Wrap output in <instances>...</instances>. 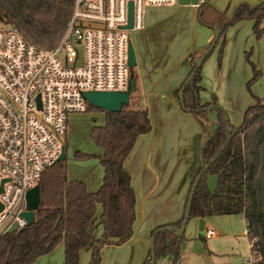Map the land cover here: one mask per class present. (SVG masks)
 Here are the masks:
<instances>
[{
    "label": "trees",
    "instance_id": "16d2710c",
    "mask_svg": "<svg viewBox=\"0 0 264 264\" xmlns=\"http://www.w3.org/2000/svg\"><path fill=\"white\" fill-rule=\"evenodd\" d=\"M75 1L0 0V23L15 27L27 41L39 48L54 49L64 37ZM244 20L253 22L256 37L264 36V0L255 7L240 4L230 18L212 8L209 1L199 6V23L219 32L215 45L224 42L228 27ZM190 62L188 77L195 68L193 60ZM259 75L264 79V70L261 73L253 68V80ZM188 77L180 86V90L183 89L181 109L192 114L204 128L208 113L216 112L218 120L217 128L207 132L209 140L200 149L201 167L189 175L190 191L202 168L209 165L195 187L188 221L213 216H241L251 264H264V93L261 101L257 100L244 111L241 124L233 127L221 109L200 102L199 94L203 88L200 84L201 67L185 84ZM86 111L104 114L103 125L90 131L91 140L102 151L99 161L103 178L99 189L89 192L83 182L68 180L66 158L45 169L38 182L40 205L34 213V222L17 233L0 238V264H33L58 246L63 248V264H80V252L91 245L89 230L98 205L101 206L99 223L102 233L91 247L88 264H100L104 247L120 246L132 238L135 193L124 161L137 138L151 131L148 113L126 106L118 113L104 112L88 105ZM65 145L64 140V153ZM74 157L86 159L88 156L77 152ZM208 174L216 177L213 192L206 186ZM182 220L183 214L175 223L152 231L155 262L169 257L171 264H176L184 235L176 236L175 232L180 229ZM159 229L162 231L155 233ZM149 261L150 257L144 264Z\"/></svg>",
    "mask_w": 264,
    "mask_h": 264
},
{
    "label": "rangeland",
    "instance_id": "374dc122",
    "mask_svg": "<svg viewBox=\"0 0 264 264\" xmlns=\"http://www.w3.org/2000/svg\"><path fill=\"white\" fill-rule=\"evenodd\" d=\"M261 1L210 0L209 5L219 13L225 14L226 18H230L234 9L240 4L245 3L255 7ZM179 8L178 2L173 5L146 6L142 13V28L128 31L136 60V66L131 71L129 69V76L131 73L139 77L138 89L141 92V99L138 98L139 92L133 91L126 107L131 110H135L134 108L146 110L153 129H157V135L154 130L142 135L125 163L136 195L134 229L138 226V232H134L133 229L131 238L133 242L124 248L104 247L101 251L100 264L144 263L150 248L151 230L173 224L182 217L190 184V171L200 153L204 139L208 137L210 122L204 121L205 128L201 129L192 114L184 112L180 105L171 106V102L161 97V92H164L162 88H165L163 85L160 86L161 88L154 87L157 78L159 79L164 72L172 70L175 66L181 48L176 42L169 43L166 46H169L170 50L166 51V56L161 57L160 50L164 51L166 46L163 47L161 41L155 38L156 33L153 34V30L157 32L156 29L163 22L161 25L163 27L159 31L161 34L166 25L168 28L174 25V20L180 17L181 13L184 20L187 14L180 12ZM174 16L176 18H173ZM202 27L214 33L213 29ZM172 33H175L173 28L168 31V35ZM189 36L190 44L193 40L192 30ZM184 38L186 39L187 36ZM223 39L224 42L215 45L201 65L203 88L199 98L201 103H210L221 109L229 125L238 127L242 122L244 111L257 100L263 99L264 79L259 75L253 80V68L261 73L264 70V36L256 37L253 32V22L244 20L228 27ZM103 123V113L86 111L72 114L68 117L64 138H59L63 142L65 139L66 143L67 178L78 180L88 176L87 180L95 190L99 187L102 177L99 161L102 151L91 140L90 131ZM77 152L88 157L76 159L74 154ZM206 186L212 192L215 190L214 175L206 176ZM100 212L101 206L98 205L95 214L96 224L91 233L92 237L96 236L95 239L99 238L102 229L98 223ZM196 220L190 219L187 223L180 249L181 264H248L251 253L244 234L245 224L240 216L207 218L209 228L219 234L217 239L202 240L203 234L198 230L199 221ZM137 235L140 237L137 238ZM59 247L51 253H55ZM133 247H135L134 256ZM50 254L39 257L33 264H45ZM83 255H86L85 264H88L90 255L86 250L80 252L79 263L81 264ZM62 257L61 249L51 258L49 257L51 262L48 261L47 264H63ZM155 264H171V261L168 257H164L157 259Z\"/></svg>",
    "mask_w": 264,
    "mask_h": 264
},
{
    "label": "built area",
    "instance_id": "2783aa9c",
    "mask_svg": "<svg viewBox=\"0 0 264 264\" xmlns=\"http://www.w3.org/2000/svg\"><path fill=\"white\" fill-rule=\"evenodd\" d=\"M176 2L76 0L54 49L39 48L0 23V238L26 226V193L57 163L68 117L86 112L84 93L126 90L128 4L133 29H141L144 7Z\"/></svg>",
    "mask_w": 264,
    "mask_h": 264
},
{
    "label": "crops",
    "instance_id": "0c3cea01",
    "mask_svg": "<svg viewBox=\"0 0 264 264\" xmlns=\"http://www.w3.org/2000/svg\"><path fill=\"white\" fill-rule=\"evenodd\" d=\"M179 6L181 8V9L179 8L180 12L182 11V12H184V13L187 14L186 15V18L184 20H183V15H181L182 14L181 13L180 14V17L179 16L177 17V19H176L177 21L174 20V22H175L174 25H171L170 28H168L167 27L168 25H166V27L164 29L165 32L163 31L161 34H159V31H161V28L163 27V26H161V25H163L162 24L163 22H161V25H159L157 29L155 28L157 30V32L155 30H153V34L156 33L155 38L156 39H159L161 41L163 47L166 46L169 43L172 44V43H175L176 42L178 44L179 48H181V50L179 51V55H178L179 57L177 58V61H176L175 66L172 67V70H170L168 72L167 71L164 72V75L161 76L159 79L157 78L156 83H154V87H156V88H161L160 86L163 85L165 88H162V91L164 89V92H161V97L163 99H165L166 101L171 102V106L172 105H177L178 107L180 105V102H179V99H178V93L180 91V86L182 85V83L184 82V80L188 77V75H189V73L191 71V62L190 61L193 60V59H195V58H199L205 52V50L207 49L208 45H210V43H211V41L213 40V37H214L213 36L214 33H211L209 31H207L208 29L205 30L202 27V26H205V25H202L198 21L199 6H192V5H189V6H181V5H179ZM179 10H178V12H179ZM221 14H223V13H221ZM223 15H225V14H223ZM173 18H176V16H174ZM205 27H207V26H205ZM171 28H173V30L175 31V33L174 34L172 33V35H168V31H171ZM191 30L193 32V37H192L193 40H192V43L189 44V40L191 39V37L189 36V33H191ZM186 33H187V35H186ZM184 36H187V38L185 39ZM129 43H130V41H129ZM169 50H170V47L169 46H166L164 48V51H161L160 50V56L161 57L166 56L165 55L166 54V51L168 52ZM133 77H134V90L133 91H135V90L138 91L139 94H140L138 96V98L141 99V92L138 89V88H140L139 87L140 86V79L137 76V74H134ZM200 84L202 86V75H201V82H200ZM134 109L135 110H138L140 108H134ZM199 126H200V124H199ZM201 129H202V127H201ZM153 130H154V133L157 135V129H153V126L151 125V131L150 132H153ZM142 137L143 136H140V137L137 138L134 146H136L138 144L139 140ZM134 146H133V148H134ZM133 148H132V150H133ZM126 159L124 161V168H125ZM125 170H126V168H125ZM87 177L88 176H84L83 178H79L77 181L83 182L89 192H96L99 189V187H100V185L102 183L103 170H102V177H101L100 185H99V187L96 186V187H98L96 190H95V188H92V186L89 184V182L87 180ZM189 188H190V184H189V187H188V193H189ZM187 196H186V199H187ZM135 203H136V195H135ZM185 203H186V200L184 202V207H185ZM184 207H183V211H184ZM241 219L243 220L242 217H241ZM202 220H203L202 231H201L202 234H203L202 239H217V238H219V234L217 232H215L214 230H212V229L209 228V224H208L207 218L202 219ZM196 221H199V219H197ZM95 222H96V218L94 219V221H93V223H92V225L90 227V230H89L90 239H91V245L89 247L83 249V250L88 251L89 252V255L91 253V247L99 239V238L95 239L96 236L95 237H92L91 236V233L93 232V229L92 228L96 224ZM98 223H99V221H98ZM134 228H135V225L133 224V229ZM138 229H139V227L136 226V229H134V232H136V231L138 232ZM153 230L154 229L151 230L150 235H149V237H150V246H151V233H152ZM207 230H210V231L213 232V236L212 237H206V231ZM101 233H102V229H101ZM244 234H245V237H246V231L245 230H244ZM100 236H101V234H100ZM139 237H140V235L139 236L137 235V238H139ZM132 242H133L132 239H130L129 241H127L126 243H124L122 246H119V247L118 246H107L105 248H110V249H113V248H115V249L116 248H118V249L119 248H124L125 246H127L129 244H132ZM134 245H135V243H134ZM61 249L63 250L62 246H60L55 251V253H57ZM134 250H135V247H133V252H132V255L133 256H134ZM149 251H150V248L148 249V252H147L145 261L148 259ZM55 253H51L49 255V257L51 258ZM209 254H211V253H209ZM49 257H48V259H46V263L45 264H47L48 261H50L49 260L50 259ZM58 257L59 256H57V258ZM86 258H87L86 255H83L82 260H81V264H85L86 263V261H87ZM180 259L181 258H180V253H179V256H178V259H177L176 264H181L180 263ZM89 260H90V257H89ZM145 261H144V263H145ZM251 261H252V257L250 258V260H248V264H251L252 263ZM240 264H244V263H240Z\"/></svg>",
    "mask_w": 264,
    "mask_h": 264
},
{
    "label": "water",
    "instance_id": "95a60500",
    "mask_svg": "<svg viewBox=\"0 0 264 264\" xmlns=\"http://www.w3.org/2000/svg\"><path fill=\"white\" fill-rule=\"evenodd\" d=\"M210 0H178V4L181 6H200L206 2H208ZM125 30H133V8H132V3L128 4V23L127 25L124 27ZM214 31V37L213 40L211 41L209 47L205 50V52L199 57V58H195L193 59V63H194V70L192 72V74L188 77L187 81L185 84H187L193 74L201 67V65L203 64V62L205 61L206 57L208 56V54L212 51V49L214 48L218 37H219V32L216 28H213ZM128 67L131 71V69H133L136 65V60H135V53H134V49L131 45V43L128 44ZM134 90V77L133 75L130 73L129 76V80H128V85L127 88L124 92H86L84 93L83 97L87 103L88 106L94 107L98 110L104 111V112H108V113H118L122 110V108L124 106H127L129 104V97L131 95V93ZM182 94H183V89H181L178 93V99L180 102V105H182L183 101H182ZM39 101V98H38ZM207 118H208V122H210L211 126L208 128L209 132L214 131L217 128V114L216 112H212V113H208L207 114ZM209 137H206L202 143V147H204L206 145V143L208 142ZM65 159V153H64V149L62 148L61 154L57 160V162H61ZM214 161V159L212 161L209 162L212 163ZM209 165H205L202 168V171L200 172V174L197 176V178L194 180V182L191 185V189L188 193L187 199H186V203H185V207H184V213H183V220H182V225L180 227L179 230H177L175 232L176 236H182L185 233V229L188 223V219H189V214H190V207H191V201L193 198V194H194V190L195 187L198 183V180L201 177V174L208 168ZM199 167H201V160H200V153L197 156L196 162L193 166V168L191 169L190 173H192L194 170L198 169ZM1 187H0V192H1ZM25 201H26V212L22 213L21 217L26 221V225H31L34 222V213L38 210L39 205H40V195H39V187L35 186L34 188H32L31 190H29L26 193V197H25ZM1 206H0V210H1ZM202 224H203V220L199 219V231H202ZM15 230V227H11L10 230L8 231V234L13 233ZM170 230V229H167ZM162 231L161 229L155 231V233ZM148 257H150V261L148 264H155V254H154V249L153 246H150V251H149V255Z\"/></svg>",
    "mask_w": 264,
    "mask_h": 264
}]
</instances>
